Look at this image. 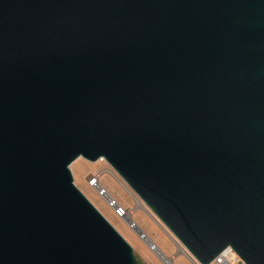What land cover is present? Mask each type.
Returning <instances> with one entry per match:
<instances>
[{"label": "water", "instance_id": "water-1", "mask_svg": "<svg viewBox=\"0 0 264 264\" xmlns=\"http://www.w3.org/2000/svg\"><path fill=\"white\" fill-rule=\"evenodd\" d=\"M77 158L196 264H264V0H0V264H137Z\"/></svg>", "mask_w": 264, "mask_h": 264}, {"label": "rangeland", "instance_id": "rangeland-1", "mask_svg": "<svg viewBox=\"0 0 264 264\" xmlns=\"http://www.w3.org/2000/svg\"><path fill=\"white\" fill-rule=\"evenodd\" d=\"M70 168L74 183L130 243L141 264L194 263L149 207L104 159L90 162L77 158ZM95 176H99L100 184L116 200L118 208L125 211L123 215H119L117 209L108 204L106 196L100 195L97 187L89 185L90 177ZM142 232L148 240L140 237ZM149 240L156 245V250L151 248Z\"/></svg>", "mask_w": 264, "mask_h": 264}, {"label": "built area", "instance_id": "built-area-1", "mask_svg": "<svg viewBox=\"0 0 264 264\" xmlns=\"http://www.w3.org/2000/svg\"><path fill=\"white\" fill-rule=\"evenodd\" d=\"M89 185L97 187L100 195L106 196L108 204L117 209L119 215H123L125 211L122 208H118L116 200L108 193V191L100 184L99 176L90 177L88 181ZM140 237L143 239H148L145 233H141ZM152 249L157 248L156 245L149 240ZM195 263V262H194ZM211 264H245V262L239 257V255L230 247H228L224 252L218 255Z\"/></svg>", "mask_w": 264, "mask_h": 264}, {"label": "trees", "instance_id": "trees-1", "mask_svg": "<svg viewBox=\"0 0 264 264\" xmlns=\"http://www.w3.org/2000/svg\"><path fill=\"white\" fill-rule=\"evenodd\" d=\"M137 258V257H136ZM137 264H141V261L139 258H137Z\"/></svg>", "mask_w": 264, "mask_h": 264}, {"label": "bare ground", "instance_id": "bare-ground-1", "mask_svg": "<svg viewBox=\"0 0 264 264\" xmlns=\"http://www.w3.org/2000/svg\"><path fill=\"white\" fill-rule=\"evenodd\" d=\"M146 240H148V239H146ZM156 249H157V248H155V250H156ZM226 249H227V248H226ZM226 249H225V250H226ZM225 250H223L222 252H224ZM222 252H221V253H222ZM221 253H220V254H221ZM220 254H219V255H220ZM168 262H169V261H168Z\"/></svg>", "mask_w": 264, "mask_h": 264}, {"label": "crops", "instance_id": "crops-1", "mask_svg": "<svg viewBox=\"0 0 264 264\" xmlns=\"http://www.w3.org/2000/svg\"><path fill=\"white\" fill-rule=\"evenodd\" d=\"M192 262V261H191ZM193 263V262H192ZM193 264H196V263H193Z\"/></svg>", "mask_w": 264, "mask_h": 264}]
</instances>
